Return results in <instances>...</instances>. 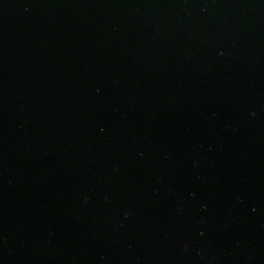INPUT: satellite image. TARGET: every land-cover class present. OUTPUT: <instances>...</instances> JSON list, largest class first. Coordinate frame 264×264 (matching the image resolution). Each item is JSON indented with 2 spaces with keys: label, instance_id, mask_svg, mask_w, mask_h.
<instances>
[{
  "label": "water",
  "instance_id": "95a60500",
  "mask_svg": "<svg viewBox=\"0 0 264 264\" xmlns=\"http://www.w3.org/2000/svg\"><path fill=\"white\" fill-rule=\"evenodd\" d=\"M0 264H264V0H0Z\"/></svg>",
  "mask_w": 264,
  "mask_h": 264
}]
</instances>
